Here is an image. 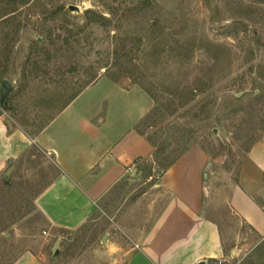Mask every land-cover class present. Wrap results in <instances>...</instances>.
Returning a JSON list of instances; mask_svg holds the SVG:
<instances>
[{"label": "rangeland", "instance_id": "1", "mask_svg": "<svg viewBox=\"0 0 264 264\" xmlns=\"http://www.w3.org/2000/svg\"><path fill=\"white\" fill-rule=\"evenodd\" d=\"M99 80L150 99L139 125L151 146L145 175L119 185L79 230L51 237L36 200L59 171L32 150L0 176V264L29 252L47 264L123 263L168 199L159 172L191 148L217 182L237 183L264 141V0H0L9 126L36 135ZM240 238L221 262L264 264V237Z\"/></svg>", "mask_w": 264, "mask_h": 264}, {"label": "crops", "instance_id": "2", "mask_svg": "<svg viewBox=\"0 0 264 264\" xmlns=\"http://www.w3.org/2000/svg\"><path fill=\"white\" fill-rule=\"evenodd\" d=\"M99 83L34 136L0 118V176L34 149L50 156L59 171L36 200L51 237L85 226L119 185L142 178L151 163L150 142L139 130L149 97ZM208 170L209 157L191 148L162 172L157 185L168 199L119 264H214L226 258L242 229L264 237V141L243 161L237 183L222 185ZM13 264L47 263L29 252Z\"/></svg>", "mask_w": 264, "mask_h": 264}, {"label": "water", "instance_id": "3", "mask_svg": "<svg viewBox=\"0 0 264 264\" xmlns=\"http://www.w3.org/2000/svg\"><path fill=\"white\" fill-rule=\"evenodd\" d=\"M70 11H79V9L77 7L71 6L70 7ZM11 90H12L11 83L8 80L3 81L2 89H1V105L2 106L6 105V103L8 101L9 93L11 92ZM10 173H11V171H9L6 174V177H9ZM159 175H162V172H159ZM159 184H161V183H159ZM106 241H107V236H104L103 237V244H105ZM61 242H62L61 239L57 240V242L55 243V245H54V247L52 249V253L53 254H55L59 250ZM199 264H206V263L205 262H201Z\"/></svg>", "mask_w": 264, "mask_h": 264}, {"label": "built area", "instance_id": "4", "mask_svg": "<svg viewBox=\"0 0 264 264\" xmlns=\"http://www.w3.org/2000/svg\"><path fill=\"white\" fill-rule=\"evenodd\" d=\"M262 211H263V213H264V206H263V208H262ZM218 264H223V262L219 261Z\"/></svg>", "mask_w": 264, "mask_h": 264}]
</instances>
